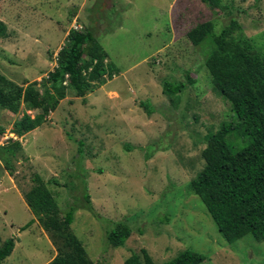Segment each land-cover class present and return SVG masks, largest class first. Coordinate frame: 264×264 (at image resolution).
Wrapping results in <instances>:
<instances>
[{"label": "rangeland", "instance_id": "1", "mask_svg": "<svg viewBox=\"0 0 264 264\" xmlns=\"http://www.w3.org/2000/svg\"><path fill=\"white\" fill-rule=\"evenodd\" d=\"M214 8L203 0H0L6 29L0 74L15 83L47 77L74 24L85 31L95 22L100 43L120 70L87 101L68 87L46 122L22 137L13 127L26 112L37 111L24 103L16 114L0 109V146L21 141L11 158L13 174L0 159V247L15 239L1 264H48L57 254L51 233L26 200L35 173L63 214L81 204L89 189L99 217L82 207L71 227L95 263L125 264L145 248L157 264L185 249L205 254L200 264H264V241L247 234L226 242L188 185L205 166L208 134L232 119V108L214 89L205 54L187 32L210 19L220 29L235 18L240 28L231 34L234 43L264 50V0H222ZM166 80L186 88L170 97ZM233 136L228 141L239 149L245 142ZM121 220L133 232L115 248L107 233Z\"/></svg>", "mask_w": 264, "mask_h": 264}, {"label": "trees", "instance_id": "2", "mask_svg": "<svg viewBox=\"0 0 264 264\" xmlns=\"http://www.w3.org/2000/svg\"><path fill=\"white\" fill-rule=\"evenodd\" d=\"M213 10L222 0H203ZM97 23V21H96ZM97 24L85 31L72 28L66 44L59 50L57 65L41 81L19 85L0 74V109L18 113L24 103L36 114L25 113L12 131L22 137L47 120L72 87L84 101L86 96L120 72L109 59V54L97 36ZM240 28L231 18L217 29L213 19L197 24L187 32L193 45L201 47L205 65L214 89L231 105L232 119L207 136L202 151L205 166L188 184L190 192L198 195L216 223L223 238L235 243L247 234L264 241V50L251 51L234 43L232 32ZM6 29L0 21V35ZM208 41V42H207ZM189 81L193 83V79ZM186 88V83L164 82V93L175 97ZM153 109L152 106H146ZM149 111V115H151ZM4 133V129H0ZM242 138L243 145L236 149L228 141L229 134ZM21 149V141L14 140L0 146V159L11 174L15 169L11 158ZM127 145L126 150L132 151ZM249 150V152H248ZM251 150V151H250ZM151 155L147 156L149 158ZM26 200L42 228L51 233L57 254L48 264H99L90 259L78 236L72 230L74 214L82 207L96 213L89 189L84 191L83 202L76 203L64 214L46 180L33 176V186ZM29 223L22 227L27 228ZM133 230L125 221L113 222L107 233L112 247L125 246ZM15 239L6 240L0 247V264L12 254ZM207 256L193 249H185L177 256L160 264H200ZM125 264H157L147 249L133 252Z\"/></svg>", "mask_w": 264, "mask_h": 264}, {"label": "built area", "instance_id": "3", "mask_svg": "<svg viewBox=\"0 0 264 264\" xmlns=\"http://www.w3.org/2000/svg\"><path fill=\"white\" fill-rule=\"evenodd\" d=\"M73 28H74V29H79V28H80V25L74 24V25H73Z\"/></svg>", "mask_w": 264, "mask_h": 264}]
</instances>
